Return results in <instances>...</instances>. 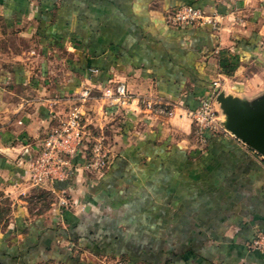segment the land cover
<instances>
[{
	"label": "crops",
	"instance_id": "obj_1",
	"mask_svg": "<svg viewBox=\"0 0 264 264\" xmlns=\"http://www.w3.org/2000/svg\"><path fill=\"white\" fill-rule=\"evenodd\" d=\"M183 5L218 26L172 25ZM0 20L29 46L0 57V264H264L250 245L264 231V164L229 133L197 144L188 116L215 91L252 101L264 89V0H0ZM253 34L254 61L238 42ZM223 51L240 56L232 76ZM121 82L153 108L109 105ZM76 103L111 166L92 174L80 154L70 179L40 188L66 205L34 212L22 178Z\"/></svg>",
	"mask_w": 264,
	"mask_h": 264
},
{
	"label": "built area",
	"instance_id": "obj_2",
	"mask_svg": "<svg viewBox=\"0 0 264 264\" xmlns=\"http://www.w3.org/2000/svg\"><path fill=\"white\" fill-rule=\"evenodd\" d=\"M169 22L177 26L212 24L215 27L219 23L218 16L208 15L202 8L194 5H183L173 9ZM89 96V92H86L82 96V101H86ZM104 97L107 98L109 105L125 106L137 100L152 109L155 104L145 96L134 95L124 82L107 89ZM188 116L193 120L195 131L202 141H206V134H214L220 130L218 115L210 97L202 99L197 109L188 110ZM55 117L54 121L58 120L57 125L48 131L37 155L30 162L28 169L30 184L34 187H44L70 179L75 160L84 153L85 167L89 171L102 175L106 173L112 163L111 151L106 144L104 133L95 131L93 125L89 123L83 110V103H76L63 117L60 115ZM61 204H66V201H61ZM250 245L264 255L263 230H257Z\"/></svg>",
	"mask_w": 264,
	"mask_h": 264
},
{
	"label": "rangeland",
	"instance_id": "obj_3",
	"mask_svg": "<svg viewBox=\"0 0 264 264\" xmlns=\"http://www.w3.org/2000/svg\"><path fill=\"white\" fill-rule=\"evenodd\" d=\"M4 25H6V24H3L1 22V20H0V57H8V59H9L10 58L9 56L14 55V54H15V56H16V54L18 56L19 55H23L22 54V51L23 50H27L29 48L28 44H26V39H21L23 37L17 36L16 35L17 32L9 30V28L7 26L4 27ZM238 42L239 43L240 42H243L242 44H245V45L246 44H249L250 45L249 46L250 50L253 51L252 54H251V57H252L251 60L254 61V60H257L258 59V58H256V55H255L256 54L255 52L258 49L260 50V46H261L260 45L261 37L258 34H253L252 37H249V38H242L241 40H238ZM262 44L264 46V40H262ZM246 46H248V45H246ZM32 48H33L34 51L36 50L35 47H32ZM250 70H251V72H253V71L255 72V70H253L252 68ZM257 81L250 82V83L253 84V83H256ZM259 81L261 82L262 79H260ZM248 85L251 86V84H249V83H248ZM219 93H220L219 91H215L214 95H212L210 97L213 100V105H214V100H216V98H217V96H218ZM259 93L264 95V89L260 90ZM217 101H218V103H220L218 98H217ZM73 106H74V104H73ZM217 115H218V117H221L218 120V123L220 125V130L215 131L214 134H218V133H221V132H223V133H227L228 132V133H230V135L234 136V134H232L224 126V124L229 120L227 118V114L224 113L220 109L219 112H217ZM57 123H58V120H56L54 122V126H56ZM193 125L195 126V124H193ZM93 127H94V129H96L94 125H93ZM195 128H196V126H195ZM210 132H212V131H210ZM195 135L198 137V138L196 137V140H197V144H199L202 140H201V138L199 137V135L196 132H195ZM234 137L237 138L236 136H234ZM237 139L245 147H247L248 149H250L254 153V155H257L258 156V160L264 164V157L261 154L257 153L255 150H253L251 147H249L247 144H245L239 138H237ZM105 141H106V144L108 145L107 140H105ZM92 174H95V175L97 174L99 176L102 175V173H96V172H93ZM22 181L25 182L26 185H29L31 187V190L28 191L29 194H28V197H27V200H28L27 206H29V209L30 210H32L34 212H39V211H44V210L45 211H47V210L51 211L53 209V206H55L57 204L61 208V196H59V192H57V194H55V196L50 197V195H48L47 192H45L44 189H40V188H43V187H34V186H32L30 184V181H29L28 176L22 178ZM63 207H62V210H60L61 213H62L63 209H65ZM70 261H71V259H70Z\"/></svg>",
	"mask_w": 264,
	"mask_h": 264
},
{
	"label": "water",
	"instance_id": "obj_4",
	"mask_svg": "<svg viewBox=\"0 0 264 264\" xmlns=\"http://www.w3.org/2000/svg\"><path fill=\"white\" fill-rule=\"evenodd\" d=\"M217 98L214 109L216 112L221 109L229 119L223 123L224 126L264 157V95L258 94L252 101H248L221 91Z\"/></svg>",
	"mask_w": 264,
	"mask_h": 264
},
{
	"label": "trees",
	"instance_id": "obj_5",
	"mask_svg": "<svg viewBox=\"0 0 264 264\" xmlns=\"http://www.w3.org/2000/svg\"><path fill=\"white\" fill-rule=\"evenodd\" d=\"M240 56L231 55L228 51L221 53L220 66L223 73L232 76L240 65Z\"/></svg>",
	"mask_w": 264,
	"mask_h": 264
}]
</instances>
